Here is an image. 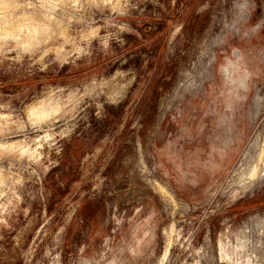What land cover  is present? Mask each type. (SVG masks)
I'll use <instances>...</instances> for the list:
<instances>
[{
  "label": "rangeland",
  "instance_id": "rangeland-1",
  "mask_svg": "<svg viewBox=\"0 0 264 264\" xmlns=\"http://www.w3.org/2000/svg\"><path fill=\"white\" fill-rule=\"evenodd\" d=\"M263 150L264 0H0V264H264Z\"/></svg>",
  "mask_w": 264,
  "mask_h": 264
},
{
  "label": "bare ground",
  "instance_id": "bare-ground-1",
  "mask_svg": "<svg viewBox=\"0 0 264 264\" xmlns=\"http://www.w3.org/2000/svg\"><path fill=\"white\" fill-rule=\"evenodd\" d=\"M263 153L258 155L255 158L253 164L244 168V170L240 173V184L246 188H250L260 179H264V166L262 164L263 161Z\"/></svg>",
  "mask_w": 264,
  "mask_h": 264
}]
</instances>
